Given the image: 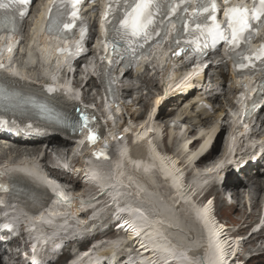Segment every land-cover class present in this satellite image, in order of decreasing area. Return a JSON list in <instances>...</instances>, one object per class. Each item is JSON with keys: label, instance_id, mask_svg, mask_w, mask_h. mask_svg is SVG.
<instances>
[{"label": "bare ground", "instance_id": "6f19581e", "mask_svg": "<svg viewBox=\"0 0 264 264\" xmlns=\"http://www.w3.org/2000/svg\"><path fill=\"white\" fill-rule=\"evenodd\" d=\"M48 48L49 46L45 44L43 48L37 47V50L42 62L46 65L45 69L48 70V74L54 75L62 63L60 59H57L55 67H52L53 63L51 61V54L46 52ZM29 53L30 58L33 60L35 52L30 51ZM156 56H160L159 52H157ZM166 62V57H160L158 60V63L163 65L166 64ZM213 69L214 68L211 70ZM21 71L26 74L23 65L21 66ZM225 71L224 67L214 70V72H217L218 76H220L222 83L227 80L232 82L235 91L236 85L233 82V76H231L230 71L229 74ZM170 73H174V76H176V71H169L167 75ZM128 75L129 73L125 75V77ZM166 79L167 77L165 80ZM54 80L56 79L54 78ZM13 82L15 86L19 84L16 81ZM216 82L217 81H215V83ZM222 86L223 85L221 84L220 87ZM28 88L27 85L24 86V89ZM33 89L37 90L36 88ZM194 97V94H191L190 97L183 99L182 104L179 103L178 105L174 104L172 106H177L179 111L181 105H188ZM218 99L219 97H214L211 100L205 99L204 101L212 105V101L216 102ZM161 101L162 97H159L155 103L151 104L150 112L148 114L151 117L149 120H144L141 124H139V122H133L132 126L123 134L120 133V126L117 123L119 115L123 114V110L119 109L118 112H115L113 109H109L114 127L111 125L109 126L110 138L107 142L109 148L111 146L116 147H111L109 151L106 150L109 157L108 159L101 158L97 160L95 156H92L93 158L91 156H87L86 159L85 157L83 158L77 153L83 143L79 142L75 147L68 151V157L63 154H58L51 164H57L58 166L64 164L70 167V163L77 159L80 166L77 168L76 173H82L85 181L101 190L99 194L90 195L85 200H82V210L88 212L93 205L97 207L98 201L102 198L101 195L105 194L109 202L113 203L116 208L115 210L119 213L118 216L122 221V228L125 230L127 229L129 239L137 242L143 240L145 243L144 245L149 247L150 261L154 262L158 259H167L172 256L174 257L173 260H175V263L173 264H237L235 256H239L244 248L243 243H241L242 240L240 238L235 239L232 235V228L220 225L219 220L222 219L212 216L213 212L211 208L213 205L211 202H202L200 200L206 190H208L207 184L203 181H198L197 185H194L189 182L191 176L187 177L188 174L192 175L197 170V167H194L196 153H191V151L199 142H192L194 138H189L190 136H197L198 132H196V127L187 128V130L185 129L186 133L184 132V136L182 137L183 141L179 142L181 145L180 148H182L181 150L183 152L186 150L190 151L188 152L190 155L187 154L186 161L183 164L178 163V156L168 154L166 151H162V149L158 148H162L160 138L164 127L156 122L154 111L156 109L155 106H157L156 103H160ZM181 101L182 99L180 102ZM137 102L140 103L139 105H144L148 102V99L146 96H141L137 99ZM135 106H137V104ZM147 107H149V105H147ZM188 108L191 111L194 109L193 106ZM188 108L179 116L185 115L186 119L191 122L196 118L188 115ZM162 111H164V108H162ZM197 112L199 113L198 118L200 116H202V118H199L200 120L196 124H199L205 127V130H208V127L211 124L202 121L208 116V113L202 109H197ZM225 112L224 109H221L217 114L218 116L216 119L218 122L211 128V131L205 133L206 140L203 143L201 150L211 145V142L218 131V139H220L226 126L222 127V124L220 125L219 121L223 118ZM203 116L205 117L203 118ZM227 116L228 115H225L224 119H226ZM173 117L174 116H169L168 112H164L160 120L167 123V120H171ZM238 118L239 115L236 114V119ZM190 122L183 121L182 124H190ZM259 123L261 128L258 129L257 134L263 135L264 119ZM180 130L182 129L180 128ZM129 132L134 133V140L131 147L126 145V142L129 141ZM176 132V129L172 130L171 138H169L170 144L173 142L175 137L174 133L176 134ZM117 133L120 134V139H114ZM240 134L243 136L245 131L241 130ZM235 138H238V136ZM2 139H5V137ZM202 140L204 139L202 138ZM8 141L12 144L9 147H5L2 156H0V161L6 162V159H8L9 161L7 162L10 163L19 159H22V161L25 162H29L28 158H32L31 161L37 159V157L41 155L42 146L47 143V141H44V144H37L38 141L24 137H9ZM48 142L50 145L52 143H62L57 136L51 137ZM174 142L175 150H177L176 143H178V141L175 139ZM190 143L191 145L188 147ZM13 145L22 146V150L21 147L11 148ZM61 145H67V143ZM93 150L101 151V144H98L91 150L89 149L88 152L91 153ZM6 153L8 154L6 155ZM11 167H16V170H21L24 173L29 171L28 163L24 166L16 165ZM187 169L191 170V173H188ZM229 170L227 171L224 186H222L223 191L216 192L219 197L218 199L221 200L220 202L222 203H225V200H228L226 196L233 200L230 208L233 212L239 211L242 228L246 224L251 223V219L253 218L252 214L249 215L247 213V202L245 201H248L249 199L253 200L255 203V210L260 206L261 195L264 193V176L259 173L253 176L249 170H246L242 173L246 182H242L243 179H235L233 181V177L228 179ZM213 171L214 169L210 168L205 172L211 173ZM36 174H38V172ZM225 175V173L218 172L216 177L224 180ZM25 179L27 178L21 176L19 182L27 184ZM59 180L62 183L66 182V179L62 177H59ZM46 182L52 183V188L56 193L60 192L59 194L64 195V189H60L58 181H50L48 179ZM170 187H172L173 190L170 189ZM113 193H115V195H113ZM73 196L78 195L70 193L64 199L65 201H68L66 203L56 200L53 207L47 213H42L40 215V220H43L46 223L48 221L53 223L54 219L52 220L49 216L56 218L57 215H52L51 213L59 214L64 208L69 212L76 209L78 202L73 200ZM133 197H138L140 201L138 199H129L131 211L126 212L127 209H125V204L123 202L126 198ZM248 202L251 201L249 200ZM240 203L243 205H240ZM138 212H141L148 218L150 216L154 221L141 225L135 218V214ZM97 214L101 219L107 220V218H105L106 214L102 210H99ZM71 218L73 217L71 216ZM94 220L97 222L98 217L95 216ZM222 221L225 222L224 220ZM66 223L67 222H63V224L57 223V226L53 227L51 231L59 233V228L67 229V227H63ZM36 226L39 230L43 227L40 223H37ZM145 231L149 233H144ZM259 237L264 240V230ZM168 241L171 242V245H169L170 243ZM262 251H264V248ZM231 257L233 258L232 261L230 260Z\"/></svg>", "mask_w": 264, "mask_h": 264}, {"label": "snow or ice", "instance_id": "6c2138e0", "mask_svg": "<svg viewBox=\"0 0 264 264\" xmlns=\"http://www.w3.org/2000/svg\"><path fill=\"white\" fill-rule=\"evenodd\" d=\"M100 2L101 0H49L46 24L49 35L67 40L75 36V29L79 27V39L75 46L58 48V53L74 55L77 51H83L88 28L81 16L82 6L87 3L92 14H96L100 12L97 7ZM121 2L124 5L123 15L117 17L114 7ZM31 3L32 0H0V32L19 34L18 22L29 15L27 9ZM103 3L101 18L109 25L111 35L105 42V56L102 61L110 63V69L106 73L110 87L106 91L113 96L115 92L111 85L116 84L114 76L117 61L127 59V69L132 66V62L138 63L142 55H151L150 48L147 52L143 50L145 44L159 46L166 40L167 46L174 49L175 57L194 50L197 57L211 58V54L217 52L218 46H226L240 79L244 78L246 72L255 75L259 71L264 74V40L255 51H249L252 41L264 32V0H250V6L244 0L235 4L232 0H103ZM59 4H65L66 9L70 5V10L61 11ZM189 36L193 39H187ZM185 43L189 47H183ZM122 44L127 45L123 50ZM8 50L11 51V48ZM4 67L0 62V69ZM244 87L247 88V85ZM55 90L49 88V91ZM258 91L262 93L261 101H264V80H261ZM0 95L7 97L8 93L0 89ZM246 99L251 102V107H256L257 102L253 97ZM77 111L78 117L72 122L74 129L81 135H85L86 130V146L95 144L102 139L96 126L97 117L84 108ZM120 138L119 133L114 137ZM108 147L105 143L101 151L94 152L95 158L108 159ZM4 190L3 185H0V191ZM3 203L0 200V205ZM88 255L85 254L86 257ZM86 264L92 262L86 260Z\"/></svg>", "mask_w": 264, "mask_h": 264}, {"label": "rangeland", "instance_id": "374dc122", "mask_svg": "<svg viewBox=\"0 0 264 264\" xmlns=\"http://www.w3.org/2000/svg\"><path fill=\"white\" fill-rule=\"evenodd\" d=\"M213 72V71H211ZM210 72V73H211ZM38 72H34V73H30V75H37ZM148 80L149 81H153L151 84H148L146 83L147 81L145 80V78H141V77H134V78H126V84L127 85H132V86H138L140 87L139 89V94L141 96H146L147 99H148V102L144 105H139V102H137L136 100L133 101V106L132 108L135 109L134 112H138V113H147V111H149L150 107H151V104L155 103V101L157 100V98L161 95L162 92H160V86H159V77L157 76L155 79H152L151 77L148 76ZM219 91L221 94L218 96L219 99L218 101H216V103H212V106L214 107L215 109V113L212 114V115H209V116H203V120L202 121H205L207 124H211L209 125V128L211 130L212 127L215 126V124L218 122V120L216 119V117L218 116L217 114L220 112L221 109H224L226 110V114L228 113V110L230 111H234V108H233V101L235 99V95H234V92L232 90V86L229 84V82H226L223 84V86L220 88L219 87ZM90 98L92 99H95L96 97H94L93 95L90 96ZM97 99V98H96ZM98 100V99H97ZM100 100V99H99ZM136 101V102H135ZM132 102V101H131ZM137 104V106H135ZM147 105H149V107H147ZM155 105V104H154ZM196 112L193 111L192 113V116L193 118H196L195 120L191 121L190 124H186V129L187 128H193V127H196V132H203L205 127L199 125V124H196L198 123V121L200 120L199 118H202V116H200L198 118V115L199 114H196ZM225 115V113H224ZM196 116V117H195ZM224 118V117H223ZM223 118H221V120L219 121V124L223 125V124H226L227 121H223ZM133 122V121H132ZM134 122H135V119H134ZM137 122V121H136ZM203 129V130H202ZM209 130V129H208ZM207 130V131H208ZM228 133V129H225L220 137V139L216 140V143H215V147H214V153L212 155V159L214 157H216L217 155H219V150H220V147H221V144H222V141H223V137ZM178 134V132H176V134L174 133V136H176ZM184 136V135H183ZM181 136V139H183ZM189 138H192V136H190ZM175 139L173 140V142L170 144V143H166L165 141H162V148L158 147L159 149H162V151H172V152H175L176 155H178V153H180L179 151L182 149L180 148L181 145L179 144V139L177 140L178 143H176V147L178 148L177 150H175ZM218 143V144H217ZM12 143H7L4 147H9ZM38 144V143H37ZM40 144H42L40 142ZM161 145V144H160ZM17 147H21V150H22V146H16V145H13L11 148H17ZM180 149V150H179ZM177 151V152H176ZM2 152H4V149H0V156H2ZM36 152V151H35ZM65 152H61L59 154H63ZM8 153H6L7 155ZM9 161L8 159H6V162ZM72 168V167H71ZM71 168L69 169H66L68 172H70L71 174H74L75 170L72 171ZM75 175V174H74ZM245 182V181H244ZM79 187V186H78ZM80 190H84L86 191V189L80 184V187H79ZM217 191V190H216ZM113 195H115V193H113ZM126 196V195H125ZM264 197V193L261 195V199ZM90 198V197H89ZM129 199H138V197H133V198H126L125 201L124 200H120V201H124L123 203L125 204V209H127L126 212H130V205H129ZM251 202H249V205L253 208V212H252V215H258V210H255V203L253 200L249 199ZM248 200V201H249ZM140 201V200H139ZM221 201V200H220ZM220 201H216V212H217V215L219 217H221V219L225 220V221H230L232 223L235 224V226L238 228L242 226V222H241V216L239 214V211L238 212H233L231 210V208L228 207L227 203H222ZM231 202H233V200H231ZM240 205H243L240 203ZM135 218L137 220V222H139L141 225H145L146 223H149V222H152L154 221L152 218H149L144 216L141 212H138L137 214H135ZM252 221V220H251ZM238 225V226H237ZM144 233H149L147 231H145ZM128 236V235H127ZM129 238V236H128ZM264 246V245H263ZM245 251H247V247L245 249ZM264 251H259V252H252L254 254H257V253H263ZM250 253V254H252ZM248 264H264V253L262 254V256H258L257 258L255 259H251Z\"/></svg>", "mask_w": 264, "mask_h": 264}]
</instances>
